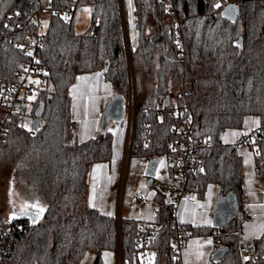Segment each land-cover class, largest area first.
Masks as SVG:
<instances>
[{
  "label": "trees",
  "instance_id": "obj_1",
  "mask_svg": "<svg viewBox=\"0 0 264 264\" xmlns=\"http://www.w3.org/2000/svg\"><path fill=\"white\" fill-rule=\"evenodd\" d=\"M84 0L75 4L76 9ZM72 0H1L3 13H36L48 8L47 25L38 55L46 73L33 101L30 117H39L35 131L13 122L7 140L0 143L5 160L35 187L45 209L34 222L28 218L4 221L23 227L12 241L9 264H78L84 254L92 264H103L101 254L115 251V218L88 204L87 174L93 163L111 157L112 135L107 131L78 142L74 138L69 87L80 74L103 71L116 94L128 88V67L117 0H96L87 30L76 35L52 10L73 5ZM139 31L130 47L136 115L130 157L162 158L169 181L175 179L178 149L176 127L184 115L158 116L161 97L182 105L186 92L187 117L195 142L209 140L199 152L204 172L189 182L200 192L217 184L237 211L244 214L242 160L231 144L219 138L225 130H239L254 118L264 127V0H133ZM178 21V33L172 26ZM127 23V22H126ZM125 23V24H126ZM99 34L91 36L92 26ZM130 44V43H129ZM21 56L11 45L0 46V82L12 78ZM147 114L143 115V110ZM253 171L264 177V138L256 143ZM151 188H155L153 182ZM158 218L169 212L167 194L155 188ZM238 219L215 231L213 227L184 226L192 235H212L227 250L212 264H240L235 235ZM138 223L121 218L123 262L138 261L134 234ZM255 258L264 264V231L254 240ZM153 252V264H178L170 244L169 224L142 250Z\"/></svg>",
  "mask_w": 264,
  "mask_h": 264
},
{
  "label": "built area",
  "instance_id": "obj_2",
  "mask_svg": "<svg viewBox=\"0 0 264 264\" xmlns=\"http://www.w3.org/2000/svg\"><path fill=\"white\" fill-rule=\"evenodd\" d=\"M96 0H84V4L89 6L91 10L94 7ZM127 0H117L118 13L121 20L123 29V39L125 54L128 67V88L123 94L124 98V118L127 122V143L126 150L122 158L118 159L116 163L119 165L120 175L117 185V214L115 217L116 227V249L115 259L116 264H124L121 251V236H120V221H121V202L124 190L125 179L127 176V165L130 156L134 121L136 115V102H135V82L133 73L128 60L130 55L129 36L125 30V2ZM74 3L66 8H59L52 10L54 15H57L69 23L73 20L76 13V5L80 0H72ZM48 8H43L34 13L22 14L19 12L3 13L1 9L0 0V46L11 45L20 53L21 59L15 70L12 78L9 80H2L0 82V143L8 139L10 134V127L13 122L17 123L19 127L25 128L24 115L26 106L29 105L30 109L34 99H30L31 95H36L43 86L42 78L46 73L43 64L40 61L38 52L42 46L43 34L47 25ZM133 24V31L137 35L139 31L138 16L134 11L131 15ZM179 22L172 23L176 33H178ZM90 34L93 37L98 36V26H92ZM187 93H179L182 105L178 106L177 103L169 101L166 105V98L161 97L156 112L158 116L167 114L184 115V119L176 127L178 141L172 144V147L178 149V155L171 163L175 166V179L167 181L165 190L171 193V197L167 201L169 212L167 217L159 219L158 210L156 211L157 219L149 224L139 225L134 234V247L138 251H142L149 245L151 239L155 238L158 233L169 224L170 231V244L174 254V261L180 264L181 250L188 246L190 231L180 224L177 220L178 206L189 188V182L204 172V161L200 155V148L209 146V140L202 142H195L192 140L191 135V119L187 117L188 106L185 100ZM147 114V109L143 110V115ZM32 120V118H31ZM31 131L30 129H27ZM238 138L232 144L235 149L249 148L253 153L257 152L256 143L264 138V127L251 126L241 127L238 130ZM156 172L162 176L166 175L164 166H158ZM155 172V173H156ZM143 202V198L135 197L130 201L131 207L136 206ZM159 209V207H158ZM22 226L12 225L10 223L0 227V264H9L12 256V241L14 237L21 233ZM235 235L237 237V247L240 257V264L250 263L256 255V247L254 240L248 239L242 233V219L238 220ZM217 249L214 243L213 251ZM212 264V263H211Z\"/></svg>",
  "mask_w": 264,
  "mask_h": 264
},
{
  "label": "crops",
  "instance_id": "obj_3",
  "mask_svg": "<svg viewBox=\"0 0 264 264\" xmlns=\"http://www.w3.org/2000/svg\"><path fill=\"white\" fill-rule=\"evenodd\" d=\"M80 6L87 5L83 4ZM131 25L132 33L135 34L133 31L132 21ZM68 92L71 100V117L75 124V140H77L78 142H82L97 136L101 132L99 126L103 110L108 100H110L116 94L111 84L105 79L103 71L96 70L90 73L78 75L75 81L69 87ZM118 123L120 124L115 129L110 126L107 128L104 127V131H107L112 135V152L110 159L106 162L93 163L89 167V171L87 174L89 206L105 215L114 218L115 208L117 214V185L120 175L119 165L116 163V161L122 158L124 155V151L126 150L125 148L128 132L127 122L125 120H122ZM247 123L251 126H257L256 120L254 118L249 119ZM236 132L237 133L234 142L236 141L239 134L238 130ZM248 149L249 148H241L239 152L236 151L240 156L242 165L244 167L242 177L247 180L244 183L245 223H242V233L246 238L255 240L264 231V177H257L255 174L254 178L247 177V173H250L249 168L251 165V159L254 160V154L251 158V149ZM130 158L131 157L129 156L127 175L130 172H134L133 174H136V176L140 177H137L135 179L137 182L134 189L128 187L126 211L124 214L122 213V211H120V215L121 218L134 219L138 223V225L149 224L157 219L156 211L158 210V204L155 201V188H151V185H147V177L146 179L142 180V176L140 175V168L141 170L145 169V167H143L144 165L142 161L137 163L131 162ZM158 166L162 165H159L158 163ZM244 169L245 171H247V173L244 172ZM156 174L157 172L155 173V176ZM158 175L161 184L160 188L156 189H159L160 192L167 194V197L169 199L171 197V193L165 190L168 178L166 177V175L162 176L159 173ZM128 178H130L129 175ZM152 182L154 184V178ZM210 185L212 184L207 185L202 192H200L194 186H190L188 188V190L195 191L198 198H196V201L194 200L193 202L190 201L189 198H182L177 210V220L180 222V224H182L183 226H188L190 228L202 226L213 227L212 224L214 220L222 216V214H220V212L222 211L221 208L231 204L230 200L227 199L226 202L222 203L223 201H221L219 186L217 184H213L216 185V188L218 187L217 191L216 188L213 189ZM207 189L210 190V192L213 189L215 192L214 198L216 199L211 200V202L209 201V196H207L206 194ZM124 191L125 186L123 194ZM135 197L143 198V202L131 207L129 203ZM122 200H124L123 195ZM122 206L123 201L121 202V210ZM194 208H196L195 211H193ZM189 215H191V217ZM213 228L215 229V231L218 230L215 227ZM210 238L211 240H213V236L211 235H209L208 237H195L192 240L189 239L188 246L181 250L180 264H211V256L214 253V242L211 244ZM87 253H85V255L83 256V258L85 257L84 260L82 258L83 262L81 263V260L78 264H92L94 255L92 253L88 255ZM145 253L146 252H143V254ZM101 259L103 264H116L115 251H104L101 254Z\"/></svg>",
  "mask_w": 264,
  "mask_h": 264
},
{
  "label": "rangeland",
  "instance_id": "obj_4",
  "mask_svg": "<svg viewBox=\"0 0 264 264\" xmlns=\"http://www.w3.org/2000/svg\"><path fill=\"white\" fill-rule=\"evenodd\" d=\"M90 12L91 9L89 6H79L76 9V13L73 19V31L76 35H81L83 34L87 28L89 27V23H90ZM134 12V4H133V0H127L125 2V13H126V20L125 22H127L125 24V30L127 35L129 36V42H130V47H134L136 44V40H137V36L135 34L132 33V25H131V15ZM124 42V39H123ZM125 46V45H124ZM127 57H129V61H130V55H128ZM130 67H131V61H130ZM132 70V69H131ZM133 73V72H132ZM134 78V76H133ZM135 95H136V88H135ZM36 95H31L30 99H35ZM25 115H24V122H25V128L30 129V124H31V117H30V112L31 109L29 107V105L26 106L25 109ZM120 123H116V122H112L109 121L107 123V125L105 126L107 127H112L113 129H115L117 126H119ZM245 127H251L250 124H245ZM125 128V125H124ZM236 129H228L225 130L222 134V138H221V143L222 144H233L234 143V139L236 136ZM124 132V130H123ZM238 138V137H237ZM124 139V137H123ZM246 148V147H244ZM241 148L236 149L237 152H239ZM247 149V148H246ZM249 150V149H248ZM251 158L253 157V150L251 149ZM148 160L145 157H137V156H132L130 158L131 162H140L142 161L143 163V167H145V169L140 168V175L142 176V180L146 179L145 176V170L146 167L148 165ZM158 163L159 165L163 164V160L161 157L158 158ZM253 159H251V165L249 168L250 173L248 174L247 171L244 172L247 173V177H252L254 178V173H253ZM142 167V168H143ZM243 165H242V173H243ZM134 173V172H133ZM132 172L128 173V175L126 176L127 179H125V191L123 194L124 200L123 201V206H122V213L124 214L126 211V201H127V190L128 187L134 189L136 186V178L140 177V176H136V174H133ZM158 173L156 174V176L154 177V187L155 188H160V180L158 178ZM129 180V182H128ZM244 183L247 181L245 178H243ZM213 189L216 188V185H210ZM212 189V191L210 192V190L207 189V196H209V201L211 202V200H214L216 198L215 197V192ZM218 191V187L216 188ZM208 191H209V195H208ZM188 192V193H187ZM186 192V194L183 196V199L185 198H189L190 201H196L197 197V193L193 190H188ZM200 199V198H199ZM228 199V197L221 196V201H223L222 203L226 202ZM206 200V199H205ZM244 202H245V198H244ZM117 203V200H116ZM205 206V203H204ZM202 208V207H201ZM45 209V203L43 201V199L37 194V192L35 191V187L33 186L32 183L28 182L24 177H22L19 172L17 171L16 168H14L13 166H11L8 162H6L5 160H0V218L4 219V221H10L13 218H16L20 215H24L26 213H30L31 215H40L42 213V211ZM196 208L193 209V211H195ZM118 212V210H117ZM191 217V215H189ZM115 217H116V208H115ZM177 219H178V214H177ZM245 221L242 220V223ZM179 222V221H178ZM180 223V222H179ZM245 223V222H244ZM244 226V225H243ZM116 229V227H115ZM209 235H199V236H190L189 239H193L195 237H208ZM212 236V235H211ZM197 239V238H196ZM210 242L211 244L213 243V240H211L210 238ZM189 244V242H188ZM146 253L143 254L142 251L139 252L138 255V261L135 262L134 264H153V253L149 250L145 251ZM88 255H90V253H87ZM85 255V254H84ZM85 258V257H84ZM83 258V260H84ZM82 260V259H81ZM80 260V261H81ZM83 260L81 261V263L83 262ZM80 263V264H81ZM124 264H128L127 262Z\"/></svg>",
  "mask_w": 264,
  "mask_h": 264
},
{
  "label": "water",
  "instance_id": "obj_5",
  "mask_svg": "<svg viewBox=\"0 0 264 264\" xmlns=\"http://www.w3.org/2000/svg\"><path fill=\"white\" fill-rule=\"evenodd\" d=\"M169 99L166 97V105L168 104ZM124 118V98L122 95L115 94L110 100H108L103 113L101 115L100 120V131H104V127L107 125L109 121L112 122H120ZM41 121L39 117L35 116L31 120V131H35L40 127ZM20 126V124H19ZM221 139V135L219 137ZM158 165V160L156 158H150L148 160L147 169L145 171V176L147 177V185L150 186L151 182L155 176L156 168ZM220 216L213 222V227H215L218 230H221L225 228L228 224V222L233 218L236 217L238 220L242 219V213L237 211V209L234 207V205L231 203L228 206L221 208ZM37 215H31L30 213H26L24 215H20L16 218H28L30 222H34L36 220ZM227 252V250L223 247H218L215 252L211 256V260H220L224 254Z\"/></svg>",
  "mask_w": 264,
  "mask_h": 264
},
{
  "label": "bare ground",
  "instance_id": "obj_6",
  "mask_svg": "<svg viewBox=\"0 0 264 264\" xmlns=\"http://www.w3.org/2000/svg\"><path fill=\"white\" fill-rule=\"evenodd\" d=\"M123 96V95H122Z\"/></svg>",
  "mask_w": 264,
  "mask_h": 264
}]
</instances>
